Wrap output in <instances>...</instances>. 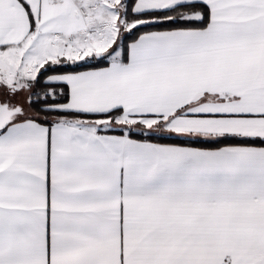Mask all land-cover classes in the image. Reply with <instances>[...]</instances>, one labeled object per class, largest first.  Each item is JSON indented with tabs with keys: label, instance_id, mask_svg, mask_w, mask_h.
I'll return each instance as SVG.
<instances>
[{
	"label": "snow or ice",
	"instance_id": "obj_1",
	"mask_svg": "<svg viewBox=\"0 0 264 264\" xmlns=\"http://www.w3.org/2000/svg\"><path fill=\"white\" fill-rule=\"evenodd\" d=\"M0 264H264V0H0Z\"/></svg>",
	"mask_w": 264,
	"mask_h": 264
}]
</instances>
